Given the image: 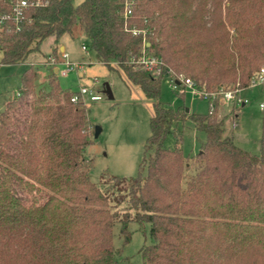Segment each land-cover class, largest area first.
I'll list each match as a JSON object with an SVG mask.
<instances>
[{"label":"trees","instance_id":"trees-1","mask_svg":"<svg viewBox=\"0 0 264 264\" xmlns=\"http://www.w3.org/2000/svg\"><path fill=\"white\" fill-rule=\"evenodd\" d=\"M11 11L12 0H0V14ZM76 25L100 61L153 101L139 174L114 176L135 213L112 209L111 197L90 178L93 160L84 153L95 127L84 104L71 101L78 91L63 89L55 73L48 89H38L31 66L0 112V264H117L118 221L125 242L130 221L150 225L143 264L264 258V115L256 154L226 134L220 102L190 113L160 99L171 74L208 90L250 87L264 68V0H42L3 25L0 65L25 61L45 38L59 40ZM144 54L161 61L160 74L138 62ZM187 118L206 134L191 157L179 144L164 145L171 129L177 136L174 124Z\"/></svg>","mask_w":264,"mask_h":264},{"label":"rangeland","instance_id":"rangeland-1","mask_svg":"<svg viewBox=\"0 0 264 264\" xmlns=\"http://www.w3.org/2000/svg\"><path fill=\"white\" fill-rule=\"evenodd\" d=\"M80 1L75 0V3ZM61 45L66 48L63 51L68 53L67 60L75 67L66 75L62 74L67 67L62 58ZM83 45L87 46V50H83ZM50 57L55 60H50ZM31 66L34 67V82L38 89H48V78L55 66L59 67L55 74L63 89L79 91L83 86L89 88V93L84 95V107L91 124L101 127L98 137H92L93 141L84 153L86 158L93 160L90 178L111 197L112 209L119 210L120 213L128 211L130 215H134L135 211L128 208L127 194L118 190L126 185L117 187L114 176L131 178L139 174L145 156V144L151 134L153 101L122 72L110 70L100 61L97 53L88 46L84 32L76 25L72 34L65 33L59 40L55 36L45 38L39 49L32 51L25 61L0 65V112L18 93L22 73ZM95 81L97 82L93 85ZM106 82L111 87L113 98H109L105 92ZM238 85L239 83H225L224 87L232 90ZM93 93L100 95V99L92 100ZM239 95L247 100L246 104L231 102L226 109L224 104L220 105L218 116L224 117L225 132L232 136L237 146L258 154L263 133L264 81L243 88ZM29 98V95L23 97L24 106ZM160 99L172 108H188L190 113H207L211 106V100L203 98L190 87L174 89L169 77L162 80ZM93 126L91 133L94 131ZM174 126L177 127V136L171 129L164 140L166 147L173 148L179 144L186 157L201 150L206 134L195 127L192 119L187 118ZM127 226L130 233L127 242L121 234V222L118 221L114 226L113 244L116 249H120L116 257L117 264H143L141 248L145 243L152 242L150 225L146 224L142 228L138 222L130 221ZM263 261V257L255 261L254 256H248L240 264H262Z\"/></svg>","mask_w":264,"mask_h":264},{"label":"built area","instance_id":"built-area-1","mask_svg":"<svg viewBox=\"0 0 264 264\" xmlns=\"http://www.w3.org/2000/svg\"><path fill=\"white\" fill-rule=\"evenodd\" d=\"M42 3V0H12V11L11 14H0V30L2 29L5 22L13 18L16 22H18L20 19L24 17V14L30 6H38ZM132 2H128L126 5L125 10V16H131L132 15ZM133 32L136 34L138 32L137 29H133ZM83 50H87V46L83 45ZM62 58L64 59V62L66 63V69L62 71L63 75H66L69 71L73 70L75 67L72 65L71 62H69L68 59V53L63 51L62 52ZM50 60H55L54 57H50ZM141 63L147 70L153 72L154 74H160L162 71V63L155 57H150L147 55H143L141 59L138 61ZM171 79V86L174 89H179L182 87H190L193 89L196 93H199L203 98L208 100H216L220 102L222 105H229L231 102H237L238 104L245 105L247 100H243L239 93L243 88H240L239 86L235 89H227L226 87H221L215 90H208L205 86L198 84L196 81H194L191 78L185 77L183 74L180 75H173L171 74L168 76ZM258 81H264V68H262L259 73L253 77L251 81V85L255 84ZM97 81L93 83V85L96 84ZM88 87H81L78 92L73 94L71 97V101L74 103H84V95L89 93ZM92 100H98L100 99V95L97 93H93L91 96Z\"/></svg>","mask_w":264,"mask_h":264},{"label":"water","instance_id":"water-1","mask_svg":"<svg viewBox=\"0 0 264 264\" xmlns=\"http://www.w3.org/2000/svg\"><path fill=\"white\" fill-rule=\"evenodd\" d=\"M104 85H105V92L108 95V97L109 98H113V93H112V90H111V87H110L109 83L106 82ZM186 110L189 111L188 108ZM100 131H101V127L96 126L95 127V137H98Z\"/></svg>","mask_w":264,"mask_h":264},{"label":"crops","instance_id":"crops-1","mask_svg":"<svg viewBox=\"0 0 264 264\" xmlns=\"http://www.w3.org/2000/svg\"><path fill=\"white\" fill-rule=\"evenodd\" d=\"M61 50H66L65 46L64 45H61ZM56 71H59V67L58 66H55L54 67V72L55 73ZM225 106V109L228 108V105H224Z\"/></svg>","mask_w":264,"mask_h":264}]
</instances>
